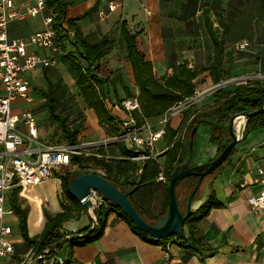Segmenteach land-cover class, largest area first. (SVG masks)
Wrapping results in <instances>:
<instances>
[{"label":"crops","instance_id":"0c3cea01","mask_svg":"<svg viewBox=\"0 0 264 264\" xmlns=\"http://www.w3.org/2000/svg\"><path fill=\"white\" fill-rule=\"evenodd\" d=\"M14 1L17 8L21 9L26 5L25 0ZM62 1L67 5V19L80 18L76 24L89 43L102 44L103 40L106 42L105 48H108L109 52L101 59L99 68L94 71V74L101 80L96 89L108 92L105 102L113 117L119 122L129 116V113L122 108V100L137 99L140 104L139 87L133 75L131 62L127 58V46L122 34L123 23H126V27L132 34L137 35L139 51L148 61L152 62L156 78L162 79L172 76L173 67L183 64H187L192 69L213 64L215 61L214 42L210 35L209 38L205 36L204 10L209 9L213 26L219 30L216 35L220 39L224 38L223 62L219 70L224 76L238 75L243 73V65L241 64L238 68L237 60L234 68L227 64L231 45L226 37L222 36L227 16L225 13L222 14L221 10L222 8L226 10L228 4H234L235 26L239 28L241 34L239 38H242L241 28L244 26L245 17L246 22L250 21L254 24L252 12H256L261 4V0H118L117 10L109 12L107 7L109 0ZM48 13H54V9L47 8V11L36 16L10 22L9 38L26 39L33 33L44 29V18ZM222 18L225 23H221ZM237 40L236 38L230 43L234 44ZM64 48L63 57L54 55L55 51L51 49L38 46L29 48L32 53L55 60L51 66L37 67L27 72L34 97L32 106L34 109L38 107L35 104L41 102V100L37 101L34 89L44 87L42 84L34 83L35 79L43 80L44 85L47 83L49 86L50 83L52 91L53 85L59 79L66 82L74 80L70 73V70L75 72L70 61L73 56L69 54L75 52L80 57L78 51H82V48L78 50L76 43L64 45L62 49ZM80 59L84 64L82 65L87 67V62L81 57ZM75 75L77 80L76 72ZM76 80H74L75 83ZM195 82H197V89H206L217 86L222 81L215 83L210 71H205L198 76ZM127 92H130L131 96ZM214 100L212 93L206 96L197 107L202 109L211 106ZM30 109L32 110L31 107ZM84 109L93 127L89 128L87 121L85 129L79 133L77 139L80 140L79 144L83 145L85 150H91L102 156L94 157L93 162L102 159H130L132 153L126 148V143L103 144L112 134H109L106 126L99 123L94 109L88 107L87 104ZM136 113L140 115V125L146 128L145 135L166 129L165 136L156 142L155 153L149 158L136 161L138 163L136 174L139 176L142 172L143 174L141 182L133 187L134 192L130 195L132 203L144 218L151 223H156L165 214L164 208L169 190L170 181H168L165 165L167 153L172 150L175 142L174 139L171 142V130L180 129L184 115L183 113L175 115L167 113L160 117H144L141 116L142 111ZM166 118L167 122L164 121ZM40 132L39 128V137ZM207 134L208 130L202 128L200 136L197 135L194 165L203 164L212 159L211 154L215 150L210 153L212 150L207 146ZM185 136L184 132L182 138ZM95 143H101V145L93 147L92 144ZM110 144L113 145L112 148L108 146ZM120 147L125 148L129 156L124 155ZM235 149L230 162L210 178L212 179L210 189L214 190L215 197L223 206L212 209L209 215L198 224V236L202 238V244L208 249L205 247L204 250L194 251L187 248L188 243L182 239L169 240L166 245L149 243L134 233L129 224L117 213H111L107 218L105 231L101 238L86 245L68 242L59 248L60 255L67 259V264H264V210L255 212L248 203V197L257 194L262 188V184L257 181L260 178L257 170L264 166V129L253 132L246 139L242 138ZM98 167L99 174L105 176L106 171L101 166ZM161 172L167 176L166 182L158 180ZM58 173V171L55 172V174ZM55 174L32 188V199L18 197L22 206L28 208L27 228L30 237L38 236L44 230L47 222L46 212L52 215L61 212L63 210L62 200L68 205L74 203L63 194L62 181ZM54 181L58 182L56 183L58 202L54 207H50L47 200L36 196L34 192L38 186L44 183L53 184ZM119 188L124 190L123 186ZM185 194L186 188L180 186L179 200L184 199ZM36 199H40L41 204H38ZM181 204L179 201L181 210L185 212L187 202ZM93 216L95 214L84 209L78 218L63 223L61 231L66 234V237L84 234L87 229L92 228ZM8 221L13 226L12 239L15 242L16 254L22 256L35 252L34 246L25 243L18 217L16 215L9 217ZM184 232L187 237L190 235L188 226L184 227ZM29 264H40V262Z\"/></svg>","mask_w":264,"mask_h":264},{"label":"trees","instance_id":"16d2710c","mask_svg":"<svg viewBox=\"0 0 264 264\" xmlns=\"http://www.w3.org/2000/svg\"><path fill=\"white\" fill-rule=\"evenodd\" d=\"M46 3L48 8L54 9L55 29L57 23H60L61 25H63V23L67 24L69 30H73L75 32L74 38L77 41L76 44L78 50L79 48H82V51L79 50L78 53L80 57L87 62V67H84L76 58H70L72 68L77 74L76 83L82 97L88 107L95 110L99 123L106 126L109 134L122 136L123 129L120 122L113 117L110 109L107 107L104 94L96 89V86L101 83V80L94 74V71L99 68L101 59L109 52L108 48H105V40H103L102 44L89 43L76 24V21L80 18L67 19V5L62 0H46ZM210 13L211 11L209 9L204 10L205 25L215 46V61L213 64L207 67L202 66L197 69L189 68L187 64H183L178 67H173V75L162 79L156 78L152 62L148 61L145 58V55L139 51L136 40L137 35L132 34L126 27V23H123L122 34L127 46V58L131 62L133 75L140 91L139 100L142 111L141 116H163L174 104L194 95L197 89V82H195V80L205 71H210L215 83H220L228 77L227 75H222L219 70L221 63L223 62L222 54L224 51V38L220 39L216 35V32L219 30L218 28H214L213 22L210 19ZM223 33H225V31ZM39 93L48 100L49 116L61 127L63 135L67 139L68 143L79 144L77 137L80 133V125L72 128L69 125V118L58 113L56 99L53 96L52 85L49 83V90L46 91L40 89ZM127 93L131 96L130 92ZM213 95L215 98L213 105L206 106L202 109H199L197 106L187 109L183 113L184 116L180 129L177 131L171 130V142L173 139L175 142L172 150L167 153L165 169L168 175V181H170V176L175 170V167L187 160L190 135L195 127L198 126L196 138L197 135L198 137L200 136L202 128H206L208 130L206 139L207 146L212 150L210 153L215 150L211 154V158L214 159L220 155L224 148L232 141L229 130L232 117L245 112L260 110L264 107V82L260 79L249 80L240 83L235 90L220 88L213 93ZM133 116L140 125V115L135 112L133 113ZM260 129H264V111L253 115L247 120L243 139L248 138L250 134ZM184 132L186 136L185 138H182V134ZM196 138L194 140V155L197 147ZM119 146H122V144H119ZM120 149L124 155L129 156V153L125 150V148L122 149L120 147ZM235 150L236 149L233 148L230 156L219 169L204 179L196 196L199 195L200 191L203 192L208 180L214 177V175L222 167L230 162L235 154ZM90 159L93 158L75 156L73 158V164H78L81 168L91 167V169H94L96 173L99 170L98 166H101L106 171V175L104 177L110 180L117 187L123 186L125 191L133 189L136 185V180L140 179L141 182L143 172L140 176L136 174L138 171V163L134 160L127 158L102 159L92 163L89 161ZM72 177V173L59 176L62 181L63 194L74 203L72 205H68L64 200H62L63 210L61 212H58L55 215L46 212L47 222L44 230L38 236H29L27 228L28 208L23 207L16 192L13 193L11 206L13 207L15 215L19 219L21 234L27 245L34 246L35 252L39 253L46 248H52L56 242L66 238V234L61 231L63 223L70 219L78 218L84 210L82 204L73 198L69 192ZM197 182L198 177L190 176L179 183L177 187L178 198H180V186L186 188V194L184 195L185 198L180 200L182 204L188 201L189 195L195 188ZM201 197L202 194L198 198H195V200L201 199ZM169 203L170 191L168 190L164 213L168 209ZM222 206L223 204L215 197L214 190L212 189L211 195L207 201H205L185 222V226H188L190 231V235L188 237L183 231V233L179 236L173 235L167 239L156 240L149 234L140 230L115 203L106 201L95 212L98 222L95 230L90 235L81 239L73 240L70 243L86 245L98 240L104 234L108 216L111 213H117L118 216L129 224L134 233L149 243L166 245L169 240L182 239L188 243L187 248L194 251H201L204 250L206 246L202 244V238L198 236V224L209 215L212 209L221 208ZM88 230L89 229H87L84 233ZM205 249L208 248L206 247Z\"/></svg>","mask_w":264,"mask_h":264},{"label":"built area","instance_id":"2783aa9c","mask_svg":"<svg viewBox=\"0 0 264 264\" xmlns=\"http://www.w3.org/2000/svg\"><path fill=\"white\" fill-rule=\"evenodd\" d=\"M24 8H17L14 0H0V264H67L59 250L46 248L41 252H29L25 255L16 254L15 242L12 239L13 226L8 221L15 216L11 200L16 192L20 198L32 199V188L52 177L56 171L79 174L94 172V169L81 168L73 164L75 156L89 158L102 157L91 150H85L80 144H45L39 137L38 122L33 110L26 108L13 112L14 104L22 101L34 102L32 88L27 72L37 67H48L55 63L54 59L44 58L30 52V46L51 49L57 52V31L54 27V13L44 18V29L33 33L26 39H10L8 26L14 20L36 16L47 11L46 0H25ZM109 12L119 7L118 0L107 2ZM248 43L240 44L245 49ZM214 91L213 87L196 89L194 95L174 104L167 113L175 115L198 106L200 102ZM122 108L129 113L120 121L122 136H115L103 144L126 143L132 153L131 160L137 161L151 157L156 150V142L165 136L166 129H160L145 135L146 128L137 123L133 113L140 112L137 99H124ZM166 113V114H167ZM167 118L164 120L167 122ZM101 143L92 144L98 147ZM141 172V171H140ZM257 181L262 188L257 194L248 197V203L255 212L264 210V166L259 167ZM99 174V172H97ZM159 181L166 182L167 176L161 172ZM140 179L135 181L138 184ZM244 186V184H242ZM94 211L106 201L102 195L92 191L90 195ZM95 218V217H94Z\"/></svg>","mask_w":264,"mask_h":264},{"label":"rangeland","instance_id":"374dc122","mask_svg":"<svg viewBox=\"0 0 264 264\" xmlns=\"http://www.w3.org/2000/svg\"><path fill=\"white\" fill-rule=\"evenodd\" d=\"M260 2L261 4L259 6V9L254 13L252 12V14H254V21H255L254 24H251L250 21L249 23L246 22V17H245L244 26L241 28L242 29L241 33L243 34L242 38H239L241 34L239 32V28L235 26L234 4L232 3L228 4L226 10H223L222 8L221 10L222 14L225 13L227 16L226 26H224L225 33H223L222 36L226 37V40L229 41V45H231V48H229L228 51L227 64H229L232 68H234L235 61L237 60L238 68L240 67L241 64L243 65V73H240L238 75L228 74V77L226 79H224L217 86L213 87L214 91L212 93H215L220 88L235 90L237 89V86L240 83L249 80L260 79L264 82V72H263L264 70V2H262V0ZM218 20L219 18L217 16V21ZM222 23H225L223 18H222ZM56 30H57V47L59 50L57 51V53L55 52L53 53L58 57H63L65 53V48L64 50L62 49L63 46L67 44H71V45L75 44L77 41L73 37L74 32L69 30L68 25H66L65 23H63V25L57 23ZM205 36L206 38H209V33L206 29V25H205ZM236 38L238 40L234 42V44H231L230 41H233ZM243 42L248 43L249 46L243 50H240L239 46ZM76 54L77 53L74 52V54L70 53L69 55L77 58L78 61L81 64H83L80 57ZM257 67L259 69H257ZM70 73L72 74L74 80H76L75 72L70 70ZM74 80L73 82L70 81L66 82L62 79L56 81L55 84L53 85V96L56 99L58 113L63 116H67L69 118V125L72 128L80 125V132H82L85 129V124L87 121L89 128L93 126L90 118L88 120L86 111L84 109L86 108V102L82 97L79 88L77 84L74 82ZM43 82L44 81L40 79L34 80V83H36L37 85L42 84V86H44L43 89L48 91L49 89L48 84L46 83L44 85ZM39 89L41 88L37 87L34 89V95L36 96L37 101L41 100L40 103L35 104L38 106L36 107V109L32 107L34 105V102L31 103L22 102L20 104H16L13 106V112L17 113L20 111V109L21 110L26 108L30 109L31 107L32 110L34 109L36 119L39 123V128L41 130L40 132L41 142L45 144L68 143L67 139L63 135V131L61 127L50 118L48 113V105H49L48 100L39 93ZM101 93H103L104 96L106 97L108 92L102 91ZM111 136L110 138H107L105 141L110 140L112 138ZM78 141L80 142L79 139ZM108 146L112 148L113 145L110 144ZM89 161L93 163V159H90ZM193 162L196 163L195 160ZM65 173H66L65 170H60L58 174L60 176H63L65 175ZM58 174H55L56 177H59L57 176ZM56 183L55 181L53 184H49V185L44 183L43 185L38 186V188L34 192L36 196L47 200L48 202L47 204L50 207H54V205H56L58 202ZM201 194L202 191H200L199 195L195 196V198H198L199 196H201Z\"/></svg>","mask_w":264,"mask_h":264},{"label":"water","instance_id":"95a60500","mask_svg":"<svg viewBox=\"0 0 264 264\" xmlns=\"http://www.w3.org/2000/svg\"><path fill=\"white\" fill-rule=\"evenodd\" d=\"M262 111H264V107L260 110L249 111L233 116L229 126L232 141L224 148L219 156L203 164H193L194 136L197 132L198 126L193 129L189 142L188 158L185 162L176 166L170 176V203L168 209L156 223L147 221L139 209L132 203L130 195L134 192L133 189L124 191L100 174L94 172L74 174L69 186V192L71 196L80 202L83 208L86 211L91 212V214H95V211L90 195L92 191L98 192L102 195L104 201L115 203L140 230L149 234L156 240L167 239L173 235L179 236L183 233L185 222L188 218L195 213L211 195L210 183L212 179H209L205 186L203 197L199 201L195 200V196L204 179L214 173L226 162L233 148H235L242 138H244V130L241 136H239L236 130V121L240 117H243L245 119L246 126V122L250 117ZM190 176L198 177V182L190 193L186 211L183 212L179 205L180 200L177 196V187L182 180ZM139 183L136 185H139ZM97 224V218L96 216H93L92 228H90L86 233L67 236L66 238L56 242L52 246V250L54 252H58L59 248L64 244L90 235L97 227Z\"/></svg>","mask_w":264,"mask_h":264},{"label":"bare ground","instance_id":"6f19581e","mask_svg":"<svg viewBox=\"0 0 264 264\" xmlns=\"http://www.w3.org/2000/svg\"><path fill=\"white\" fill-rule=\"evenodd\" d=\"M245 127V119L243 117H240L237 121H236V130L239 134V136L242 135L243 130ZM38 204H41V200L40 199H36Z\"/></svg>","mask_w":264,"mask_h":264}]
</instances>
